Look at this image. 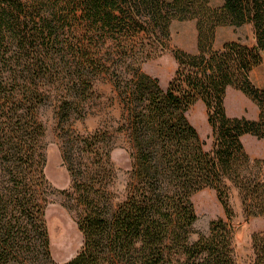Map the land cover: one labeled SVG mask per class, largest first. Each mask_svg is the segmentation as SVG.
Listing matches in <instances>:
<instances>
[{"label":"trees","instance_id":"trees-1","mask_svg":"<svg viewBox=\"0 0 264 264\" xmlns=\"http://www.w3.org/2000/svg\"><path fill=\"white\" fill-rule=\"evenodd\" d=\"M189 20L194 52L171 44L172 22ZM243 25L252 28V46L230 40L215 48L219 27ZM167 51L177 67L163 89L141 66ZM263 59L264 0H0V264H57L36 201L44 153L34 111L48 97L43 86L62 79L66 124L102 74L127 111L133 184L112 213L84 196L83 247L62 264H236L224 218L190 240L191 196L213 189L231 219L235 192L246 217L264 216V158H251L242 143L246 134L264 139V90L250 80ZM228 87L256 104L255 119L226 113ZM198 100L208 151L185 115ZM251 251L249 264H264V231L252 234Z\"/></svg>","mask_w":264,"mask_h":264},{"label":"rangeland","instance_id":"rangeland-1","mask_svg":"<svg viewBox=\"0 0 264 264\" xmlns=\"http://www.w3.org/2000/svg\"><path fill=\"white\" fill-rule=\"evenodd\" d=\"M221 2L211 0V5L219 6ZM230 40L252 46V28L249 25L219 27L215 48ZM171 44L189 52L196 51L195 22L173 21ZM176 67L170 51L141 66L146 74L158 79L163 89L172 79ZM60 78H64V73ZM250 80L254 86L264 90V59L251 71ZM42 90L48 97L34 111L43 125L40 146L44 153L43 180L38 185L36 201L43 206L51 258L62 264L75 257L83 247V235L77 222L87 212L84 196L88 194L101 206L107 204L111 213L127 198L133 184V150L126 129L127 111L123 98L104 74L93 81L92 94L68 114L66 124L59 105L62 99L68 98L67 86L62 79L55 78ZM224 106L229 116L255 119L258 114L256 104L232 87L226 90ZM185 115L203 142V149L208 151L212 138L204 104L198 100ZM242 143L251 158H264V139L246 134ZM191 202L197 219L192 225L190 240L195 241L200 234L207 235L210 222L224 218L231 228L235 263L249 264L252 258L251 236L264 231V216L246 217L235 192L231 196L234 211L231 219L225 217L211 188L194 193Z\"/></svg>","mask_w":264,"mask_h":264}]
</instances>
